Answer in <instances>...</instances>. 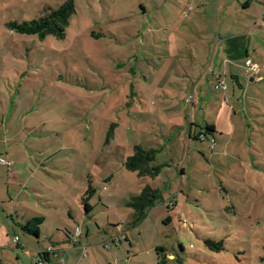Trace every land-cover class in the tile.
Wrapping results in <instances>:
<instances>
[{"label": "rangeland", "instance_id": "rangeland-1", "mask_svg": "<svg viewBox=\"0 0 264 264\" xmlns=\"http://www.w3.org/2000/svg\"><path fill=\"white\" fill-rule=\"evenodd\" d=\"M65 1L0 0V154L7 156L10 148L13 158L26 166L21 169L43 174L41 188L47 191L46 185L55 193L40 198L61 209L66 222L71 210V226L84 233L89 228L88 241L104 264H264V127L253 132L256 122L242 113L236 138L245 140L246 135L248 144L230 148L220 158L213 156L209 143H187L185 135L175 146L181 139L177 114L154 113L158 99L153 89L162 83L152 76L154 63L167 57L168 41L178 49L171 50L177 58L168 61L182 60L179 54L190 59L191 42L179 28L187 20L170 18L171 11L164 19L159 0H74L76 13L63 40L49 36L41 41L7 27L40 18ZM154 1L148 13L140 11L139 4ZM174 22L180 25L174 28ZM213 56L212 51L208 60ZM178 83L171 82V88L178 89ZM216 93L210 94L212 101ZM180 103L186 106L184 98ZM185 114L190 119L189 109ZM205 120L202 113L196 126L203 127ZM163 132L171 133L169 141ZM252 136L253 157L246 153L253 148ZM140 143L159 151L155 164L166 167L157 179L125 168ZM236 149L242 162L235 159ZM5 169L0 170L1 190L6 188ZM89 182L96 190L89 201L94 219L84 220L81 197ZM165 182L174 188L173 194L163 191ZM147 185L161 188L165 203L160 201L133 227L125 201ZM39 208L41 214L51 211ZM54 222L48 220L42 227L44 240L56 234V228L65 230L64 223ZM117 224L127 231L132 246L124 242L109 251L101 241L108 240V225ZM16 233L25 240L21 230ZM208 241L222 243L223 249H210ZM157 248L164 251L158 255ZM10 263H16L15 257Z\"/></svg>", "mask_w": 264, "mask_h": 264}, {"label": "crops", "instance_id": "crops-1", "mask_svg": "<svg viewBox=\"0 0 264 264\" xmlns=\"http://www.w3.org/2000/svg\"><path fill=\"white\" fill-rule=\"evenodd\" d=\"M159 1H161L162 6L159 7L158 5V9L163 8V11L165 10L164 19L166 18V13L171 11L170 18L174 19L175 15H177L179 20L180 18L187 20L185 27L179 28L184 32L185 40L191 43L187 44L184 41L190 47V59L188 56L185 58L179 54L178 58L182 60L168 61L172 56L175 58L178 56L176 55L177 53L171 52V50L177 51V46L168 41L169 50L167 57L163 58V61L154 63L155 71H153L152 76L162 81V83L158 81L160 85L155 86L153 89L152 95L158 99V107L154 113L158 115H168L166 113L177 114V128L181 130V133L179 132L181 139L175 142V146L179 145L185 135L188 140L187 143L193 139L200 141L201 144L205 142L209 143L210 150L215 152L213 156L220 158H223L221 157L222 154L230 150V148L235 149L239 146L244 149L245 144H248L247 138H250L246 137V135H244L245 140H237L236 138L241 114L243 113L246 116L249 113L256 122V128L252 129L253 132H262L261 127H264V0ZM154 3L155 1L153 4L150 2L149 6L139 4L140 11L143 14L148 13L150 7L154 6ZM186 12H189L188 16L185 15ZM174 23V28L180 25L179 22ZM152 34L157 37L154 31H152ZM216 36L218 37L217 40ZM179 43L180 46L183 45L181 41ZM196 44L200 46H196ZM212 51L214 56L209 61L208 55ZM247 62L259 65L260 70L248 76L249 73L244 68ZM176 80L179 81V88L173 90L171 82H176ZM220 82L225 84L226 90L215 89V85H218ZM215 90L219 91V93L215 95L216 100L212 101L210 94H214ZM192 96L194 97L193 100L188 103L187 98ZM183 98L186 104L185 107L180 106ZM175 99L178 100L175 101ZM188 104H191V106ZM188 109L191 113L190 119L185 114ZM136 111H138V108ZM202 113H205L207 120H205V125L201 129L196 125L199 124L197 119ZM180 121H183L182 124L179 123ZM208 126L212 127V133L206 132V130L203 131V128L206 129ZM196 129H200V132L197 133ZM163 135H165L163 136L165 140H170V132L167 134L163 132ZM252 137L250 145L253 148L246 151L251 157L255 156L253 152L256 149L254 148L256 140L254 136ZM2 143H4V140ZM139 145L144 149H148L144 143H140ZM166 146L167 144L164 147ZM5 155L7 156L0 154V160L5 159L11 162L12 166L0 163V170L1 168H6L5 173H3L6 174V188L5 190L0 189V264H11V258L13 257L16 260L15 264H35L34 259L38 256L39 252L46 250L51 245L60 252L57 257L53 255L45 256L44 261L46 264H104L92 243L88 241L90 235L89 228H86L85 233L81 229L82 234L79 246L74 247L71 244L69 233L79 227H73L68 223L74 219L71 210L68 212L69 214L67 213L71 220L69 219L66 222L63 219L64 215H62L61 209H57L49 199L43 202L44 199L40 198L51 196V194L55 193L54 189L46 185L47 191L41 188L43 186L41 181H44L43 174L40 171L33 172L26 170L25 172L21 169L26 166L24 167V164L18 159L16 160L20 164L16 162L10 154V148ZM234 155L235 159L237 158L242 162V158L237 154V149ZM46 169V167L43 168L45 172ZM162 172L160 175H162ZM181 172L182 175H185L186 170L184 167L181 168ZM18 176L21 179L20 181H17ZM20 183H22L21 186H19ZM155 189L161 190L157 186ZM164 190L169 191L170 194L174 193V188L168 182L164 183ZM133 195L131 194L130 197H135ZM162 195L164 200V192H162ZM129 200L125 201V206L131 210L127 207ZM89 205L91 207V204ZM41 206L51 211H44L41 214L42 211H39V207ZM82 206L84 208L83 204ZM28 211H32V213ZM19 212L23 213L24 216H19ZM93 212L94 209L92 207L89 214L85 211L86 217L84 220L94 219ZM35 215H42V217L37 218L42 219V223L38 228V236L25 233L20 228L36 218ZM131 217H133V214ZM48 220L55 221L54 223H64L63 225L66 228L63 231L56 228V234H48L45 239L48 243L44 246L45 240L41 231ZM96 224L98 225L97 222ZM108 226L109 231L104 233L108 239L111 236L120 235L122 244L125 241L124 237H126V241H129L126 234L127 231L119 230L118 224L117 226ZM16 229L22 231L25 240H23L21 235L16 233ZM15 237H19L18 243L14 242ZM104 241L102 239L101 243ZM122 244L112 246L109 251H112L113 247L117 249L121 248ZM22 259H24V263Z\"/></svg>", "mask_w": 264, "mask_h": 264}, {"label": "trees", "instance_id": "trees-1", "mask_svg": "<svg viewBox=\"0 0 264 264\" xmlns=\"http://www.w3.org/2000/svg\"><path fill=\"white\" fill-rule=\"evenodd\" d=\"M75 13L76 8L74 0H66L57 9H50L40 18L25 22H10L7 24V27L10 31L20 35L37 36L41 41H44L49 36H52L58 40H63L66 38L70 19ZM193 98L194 97L192 96L189 99L192 101ZM205 130L209 133L213 132L212 127L209 126L206 127ZM158 153L159 151L157 149H144L141 145H135L132 156H129L125 161V168L129 172L136 173L139 177H148L154 179L158 177L162 170L166 167L162 164H155ZM95 194L96 190L93 188L91 182H89L88 189L82 197V204L84 205L87 214H89L91 211L89 201ZM160 201L164 202L162 191L155 189L151 185L145 186L138 196L132 197L128 201L127 207L133 211V227H137L140 223H142L147 218L148 211L154 208ZM171 201H169L168 204L174 207L175 203ZM167 219L169 220V218ZM41 223L42 219H33L20 228L25 233L38 236V228ZM124 238V242L131 246L130 241H126V237ZM121 244L122 242L120 241L118 245ZM114 245L117 244L111 243L110 248ZM206 245L210 249H216L217 251L223 249L222 243L216 244L208 241L206 242ZM160 251H164V249L157 248L158 255Z\"/></svg>", "mask_w": 264, "mask_h": 264}, {"label": "built area", "instance_id": "built-area-1", "mask_svg": "<svg viewBox=\"0 0 264 264\" xmlns=\"http://www.w3.org/2000/svg\"><path fill=\"white\" fill-rule=\"evenodd\" d=\"M185 15L188 16L189 12H186ZM244 68L248 71V73H249L248 76L252 75V74H254L260 70L259 65L252 63V62L245 63ZM216 89L226 90V86L223 82H220L216 86ZM0 163L2 165H6V166H12V163L5 160V159H1ZM81 234H82V232H81L80 228H76L73 232L69 233L70 242L74 247L79 246ZM14 242L18 243L19 237H15ZM119 242H120V235H116V236L111 237L109 240L103 242V246L106 249H110L111 243L118 245ZM59 252L60 251H58L54 246L51 245L46 250L39 252L38 256L34 259V263L35 264H46V262L44 261L45 256L53 255V256L57 257Z\"/></svg>", "mask_w": 264, "mask_h": 264}]
</instances>
